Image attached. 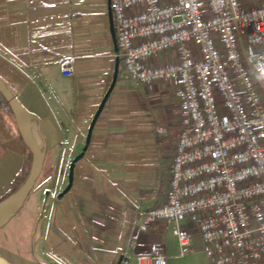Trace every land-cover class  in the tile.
<instances>
[{
	"label": "crops",
	"instance_id": "0c3cea01",
	"mask_svg": "<svg viewBox=\"0 0 264 264\" xmlns=\"http://www.w3.org/2000/svg\"><path fill=\"white\" fill-rule=\"evenodd\" d=\"M109 10V0H0V78L32 116L44 148L34 187L0 226L14 231L15 242L0 246V255L11 264H135L160 241L166 264H210L197 234L195 252L180 256L165 222L138 228L139 211L162 204L169 187L179 109L167 82L135 85L119 62L71 186L57 198L112 79ZM65 57L73 59L70 75L59 67ZM171 59L165 52L149 63ZM26 152L14 119L0 115V195Z\"/></svg>",
	"mask_w": 264,
	"mask_h": 264
},
{
	"label": "built area",
	"instance_id": "2783aa9c",
	"mask_svg": "<svg viewBox=\"0 0 264 264\" xmlns=\"http://www.w3.org/2000/svg\"><path fill=\"white\" fill-rule=\"evenodd\" d=\"M116 56L135 85L163 81L178 104L169 187L139 211V230L165 222L178 254L210 264L264 258V0H109ZM165 52V63L149 61ZM71 57L59 60L72 73ZM55 197L54 190H48ZM189 221L191 228H182ZM133 245L134 241H130ZM135 264H166L150 243Z\"/></svg>",
	"mask_w": 264,
	"mask_h": 264
},
{
	"label": "water",
	"instance_id": "95a60500",
	"mask_svg": "<svg viewBox=\"0 0 264 264\" xmlns=\"http://www.w3.org/2000/svg\"><path fill=\"white\" fill-rule=\"evenodd\" d=\"M109 23H110L111 36L114 43V51L117 53L115 31L113 27L112 14L110 10H109ZM118 64H119V58L116 56L111 82L107 90L105 91L93 117L90 120L87 133L85 136V141L81 148V151L76 155H74L69 161L68 171H67V183L63 187V189L57 193V198H61L71 186L74 165L77 162V160L84 154V151L89 143L92 127L96 121L98 114L100 113L102 107L104 106V103L110 91L114 86L117 70H118ZM0 94L4 97L7 104L9 105L13 115L16 130L24 146L31 154V166L26 179L14 192H12L10 195H8L7 197H5L0 201V226H1L9 217H11L14 214L15 211H17L22 206L29 192L34 187L35 181L38 178L42 168V163L44 159V148L40 147L39 145V141L37 138V133H39V131H38V127H35L34 125L32 116L20 103V101L16 98V96L12 93V91L8 88L6 83L1 78H0ZM28 124L33 125L34 127L33 130H34V134L36 135V139L33 137L34 135L31 134L28 128ZM0 264H11V263L0 255Z\"/></svg>",
	"mask_w": 264,
	"mask_h": 264
},
{
	"label": "trees",
	"instance_id": "16d2710c",
	"mask_svg": "<svg viewBox=\"0 0 264 264\" xmlns=\"http://www.w3.org/2000/svg\"><path fill=\"white\" fill-rule=\"evenodd\" d=\"M6 114L13 119L12 112L10 110L9 105L7 104L4 97L0 94V115ZM31 166V154L26 152V156L22 163L20 170L15 174L14 178L12 179L9 187L0 195V201L14 192L26 179Z\"/></svg>",
	"mask_w": 264,
	"mask_h": 264
},
{
	"label": "rangeland",
	"instance_id": "374dc122",
	"mask_svg": "<svg viewBox=\"0 0 264 264\" xmlns=\"http://www.w3.org/2000/svg\"><path fill=\"white\" fill-rule=\"evenodd\" d=\"M263 100H264V98H263ZM13 236H14V231L12 229L8 228V231L6 230L4 232H2V229H1L0 230V246H2L4 244L5 246H7L10 249L14 248L15 242L13 241ZM23 245H25V244H23ZM23 245H22V247H23ZM262 260H264V258L261 259V261ZM261 261L258 264H264L263 263L264 261H262V262Z\"/></svg>",
	"mask_w": 264,
	"mask_h": 264
},
{
	"label": "bare ground",
	"instance_id": "6f19581e",
	"mask_svg": "<svg viewBox=\"0 0 264 264\" xmlns=\"http://www.w3.org/2000/svg\"><path fill=\"white\" fill-rule=\"evenodd\" d=\"M28 128L31 132L32 135H34V132H33V125L32 124H28ZM35 138V135L33 136Z\"/></svg>",
	"mask_w": 264,
	"mask_h": 264
}]
</instances>
